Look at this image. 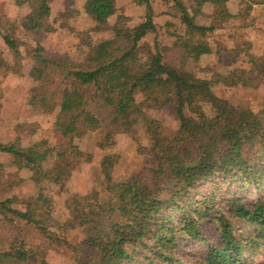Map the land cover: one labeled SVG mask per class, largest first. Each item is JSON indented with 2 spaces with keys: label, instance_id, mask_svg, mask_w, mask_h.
Returning a JSON list of instances; mask_svg holds the SVG:
<instances>
[{
  "label": "trees",
  "instance_id": "16d2710c",
  "mask_svg": "<svg viewBox=\"0 0 264 264\" xmlns=\"http://www.w3.org/2000/svg\"><path fill=\"white\" fill-rule=\"evenodd\" d=\"M50 1L25 0L29 12L20 26L0 14V36L16 56L27 44L20 38L18 28L36 46V54L43 50L40 39L53 31ZM134 1L146 4L150 13L124 31L123 37L131 45L123 49L116 40L109 39L89 46L85 58L63 77L56 124L75 138L83 134L79 120L89 124L95 117L114 114V127L129 134L135 131L146 104H153L172 106L179 129L173 136H165L155 122L150 124V152L155 160L151 182L132 178L110 187L115 202L108 212L97 213L90 206L72 211L76 216L71 219V227L90 232L83 259L75 264H264V259H244L245 253L252 257L250 253L257 247L264 252V108L256 113L216 96L208 79L165 64L157 41L155 51L141 61L136 49L149 32L157 33L158 26L151 1ZM192 1L194 12H200L211 1L219 10L215 20L233 18L227 8L229 0ZM174 2L181 8V21L188 34L200 36L198 40L186 39L183 47L194 59L210 54L208 34L225 27L197 25L179 0ZM84 8L100 24L117 12L114 0H85ZM239 16L248 19L243 14ZM128 64L139 66L141 73L115 80L114 75ZM254 65L251 59L248 66ZM255 66L252 73L264 81V64ZM139 94L144 101L138 100ZM203 103L212 106L213 116L207 115ZM0 152L13 155L16 165L32 167L37 182L44 177L60 181L61 175L42 170L49 154L44 141L25 147L19 139L11 145L0 143ZM229 179H237L244 187L248 183L255 186L258 199L246 204L231 191L219 203L217 196L213 201H196L192 196L206 183L211 184L216 195L222 182ZM49 206L50 199L43 194L24 200H0V219L15 215L39 226L37 216ZM243 224L252 225L254 234L237 233ZM48 239L55 243L58 237L49 232ZM26 244L16 237L7 252H0V264H27L31 251ZM192 245L194 249L189 253Z\"/></svg>",
  "mask_w": 264,
  "mask_h": 264
},
{
  "label": "rangeland",
  "instance_id": "374dc122",
  "mask_svg": "<svg viewBox=\"0 0 264 264\" xmlns=\"http://www.w3.org/2000/svg\"><path fill=\"white\" fill-rule=\"evenodd\" d=\"M2 1L8 10L13 8L19 15L28 13L25 0ZM114 1L116 14L100 24L79 10L82 0H51L53 31L40 39L43 50L36 54V46L18 28L20 38L27 43L21 47L20 55L16 56L11 49L4 54L0 52V143L11 145L19 139L25 147L44 141L49 154L43 161L42 170L61 175L59 182L47 177L37 182V174L32 167L16 165L13 155L0 152V200L12 197L24 200L39 194L50 199L49 208L41 209L37 216L39 226L23 222L15 215L0 219V252H7L16 237L24 239L31 251L27 264H75L81 261L90 232L87 228L71 227V219L76 216L72 211L90 206L97 213L108 212L115 202L110 187L132 178L146 184L151 182L155 160L150 152V124L155 122L165 136H173L179 129L178 116L172 106L157 107L153 104H146L135 131L129 134L117 131L113 125L115 115L109 112L106 116L95 117L89 124L79 120L78 126L83 134L75 138L57 126L64 75L85 58L90 45L113 39L123 49H128L131 42L123 37L124 31L141 23L150 13L146 4L134 0ZM150 1L158 30L157 33L149 32L140 41L136 55L141 61L155 51L157 41L165 64L208 79L216 96L241 109H251L256 113L262 111L264 81L260 77L255 78L252 71L255 65L264 64V43H260L261 38L258 42L253 31L248 29L252 25L250 21L240 27L237 19L215 20L219 10L211 1H207L200 12H194L192 0H179L197 25L227 28L208 34L212 53L194 59L183 44L188 38L198 40L200 36L188 34L181 21V8L174 0ZM260 1H246L248 5L244 6L242 14L251 20L248 6ZM22 19L12 20L20 26ZM173 33L176 35L172 36ZM218 33L225 35V42L221 41ZM251 59L255 65L250 67ZM140 73L139 66L128 64L114 75V79H129ZM137 98L144 101L141 94ZM202 105L207 115H214L210 104ZM222 186L215 195L211 184L206 183L199 186L192 196L196 201H213L217 196L219 203L225 196L229 197L231 191L246 204L259 197L255 186L248 183L244 187L237 179L222 182ZM236 231L254 234V227L243 224ZM49 232L56 233L57 242L48 239ZM193 249L192 245L188 252ZM248 254H244L245 260L259 262L264 259V252L258 247L250 253L252 257Z\"/></svg>",
  "mask_w": 264,
  "mask_h": 264
},
{
  "label": "crops",
  "instance_id": "0c3cea01",
  "mask_svg": "<svg viewBox=\"0 0 264 264\" xmlns=\"http://www.w3.org/2000/svg\"><path fill=\"white\" fill-rule=\"evenodd\" d=\"M246 1H248V0H229V2L227 3L228 11L233 16V19H237L240 27L245 26L246 21H250L252 25H250L249 26L250 28H248V29H251V31H253V35L256 37V39L258 38V42H260V38H261L262 40L260 43H264V0H261L258 4H254V5L251 4L250 5V7H251L250 11H251V16H252L251 20H249V19L243 20V18H241L239 16L240 14L244 13L242 10L244 8V6L248 5ZM84 5H85V0H82V4L80 5V9H79L82 12L85 11ZM1 6L3 8H1ZM206 7H207V5L204 8H206ZM116 9H117V7H116ZM28 12H29V10H28ZM0 14H4L11 19H17L18 17H20L22 19L25 16L24 12L20 13V15H19V14H17V10H15L13 8L10 10L6 9L5 3L2 0L0 2ZM225 29H227V28H225ZM217 35L220 38L222 37V39H221L222 42L226 41L225 37H223V36H225V35H223V33H218ZM210 47H211V50H213V47L211 45H210ZM8 49L9 48L4 44L2 38L0 37V52H2L3 54L7 53ZM205 55H207V54H205Z\"/></svg>",
  "mask_w": 264,
  "mask_h": 264
}]
</instances>
